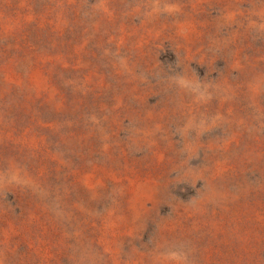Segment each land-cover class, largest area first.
Listing matches in <instances>:
<instances>
[{
	"label": "rangeland",
	"instance_id": "374dc122",
	"mask_svg": "<svg viewBox=\"0 0 264 264\" xmlns=\"http://www.w3.org/2000/svg\"><path fill=\"white\" fill-rule=\"evenodd\" d=\"M0 264H264V0H0Z\"/></svg>",
	"mask_w": 264,
	"mask_h": 264
}]
</instances>
